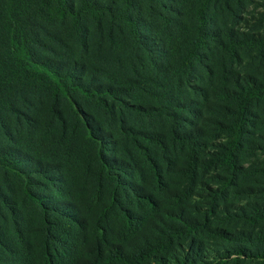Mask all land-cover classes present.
Returning <instances> with one entry per match:
<instances>
[{"label":"trees","instance_id":"obj_1","mask_svg":"<svg viewBox=\"0 0 264 264\" xmlns=\"http://www.w3.org/2000/svg\"><path fill=\"white\" fill-rule=\"evenodd\" d=\"M229 3L122 0V7L112 10L94 0L77 6L73 0H37L38 35L44 24H67L76 42L85 45L90 18L97 36L113 48L119 35L139 42L145 29L143 39L158 50V66L105 76L102 84H93V74L76 59L63 65L37 60L31 46L36 38L32 43V32L12 17L8 56L0 61V101L13 73L21 82L48 86L54 131L32 110L15 147L16 130L0 125L13 143L0 144V264H142L162 254H170L173 264H198L210 236L234 244L236 259L264 264V204L244 216L253 233L233 235L213 224L212 210L174 212L177 198L169 187L175 173L185 178L186 189L193 186L201 165L235 173L250 109L264 102V72L241 68L244 58L264 57V30L215 28L210 11L228 9ZM105 15L118 20L117 33L112 21L101 26ZM205 62L208 100L202 97L200 108L190 106L184 94ZM144 89L161 98L157 107L138 102L134 91ZM125 112L164 116L167 129L126 128ZM113 122L145 145L132 143L130 135L116 136ZM203 131L223 142L207 151ZM260 244L262 250L247 252ZM232 255L225 253L220 261Z\"/></svg>","mask_w":264,"mask_h":264},{"label":"rangeland","instance_id":"obj_2","mask_svg":"<svg viewBox=\"0 0 264 264\" xmlns=\"http://www.w3.org/2000/svg\"><path fill=\"white\" fill-rule=\"evenodd\" d=\"M80 1L73 0V4L77 6ZM94 1L112 10L122 7V0ZM36 3L37 0H0V61L8 56V45L12 33L9 23L14 17L32 32L31 35H34L31 38L32 43L36 38L38 45L32 44L31 46L35 50L33 53L37 60L49 58V60H57L63 65L76 59L84 65L87 72L90 71L93 74V84L107 82L108 79L105 80V76L114 78L130 76V71L138 66L143 70V73L153 69L151 63H154L155 67L158 66V50L153 43L143 39L146 36L145 29L141 30L142 38L139 39V42H133L126 35L115 34L118 38L114 45L111 43L113 48H110L108 43L97 36L96 26L91 23L90 18L86 19L85 24L87 28L84 36L86 37L85 45L82 42H76V38L70 33L67 24L64 27L60 24L53 26L44 24L43 32L38 35L39 26L36 27L37 24H34V21H37L35 20ZM229 4L231 7L228 9L217 11L213 8L210 11L209 16L215 24V28L220 30L233 28L243 32L264 30V0H230ZM114 16L116 18V13ZM108 20L112 21L108 15H105L100 23L101 26H106ZM114 23L116 27L112 30L117 33L118 20L116 19ZM79 56H82L83 59H80ZM132 63L133 66H131ZM241 68L253 70L256 75L261 74L264 72V57L254 62L244 58ZM250 73L252 74V72ZM195 75L196 79H193L190 89L184 95L190 106L196 104L200 108L203 98L208 100L204 97L207 96L209 78L206 62L204 66L197 68ZM10 80L6 97L2 98L4 102L0 101V125L16 130V133L13 134L16 145L12 146L18 145V136L24 134V125L22 124L32 110L36 112L37 120L42 125H48L51 127L50 130L54 131V125L50 120L53 112L50 107L48 86L21 82L17 73H13ZM134 93L138 95V102L143 107H157L161 100L158 95L152 96L146 89L135 90ZM127 103L132 105L133 101H127ZM7 105L12 107L11 111L6 108ZM60 109V114L63 115V108L60 107ZM207 116L212 117L213 115L208 112ZM248 119V134L244 141L246 145L237 162L238 170L228 174L222 168H211L207 171L205 165H201L194 185L188 189H186L185 178L175 173L169 186L177 198L172 201L174 212L188 214V210L202 213L212 210L213 224L226 232H231L233 235L253 233L252 227L246 223L244 216L254 207L261 208L264 204V102L256 103L251 107ZM125 122L126 128L141 129L145 132H165L168 125L166 117L155 114L149 117L144 112L141 115L125 112ZM201 123L202 120H199V127H201ZM113 126L115 131L116 129L118 131L115 135L122 140L130 135L132 143L145 145L142 139L136 137L131 131L120 130L118 122H113ZM205 126L202 124V127ZM207 132L210 133L209 130ZM206 136L208 135L204 132L207 151L212 150L214 144L223 142L222 138L211 137L208 139ZM2 143L10 146L13 144L3 137L0 129V144ZM125 147L131 150L129 146ZM178 161H182V155L178 156ZM172 170L174 172L176 169ZM203 244L202 258L198 264H259L258 261L243 259L239 256L240 259H236L235 245L227 243L219 236H210L204 240ZM257 249L262 250L263 245L253 246L247 252L255 254ZM225 253L233 255L226 262L220 261ZM170 256V254L156 255L142 264H173L174 261L170 259Z\"/></svg>","mask_w":264,"mask_h":264}]
</instances>
